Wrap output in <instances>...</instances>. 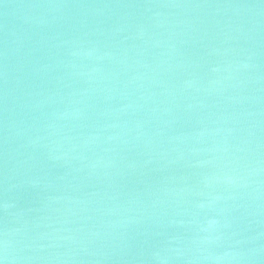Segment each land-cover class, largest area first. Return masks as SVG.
<instances>
[{"label":"water","instance_id":"95a60500","mask_svg":"<svg viewBox=\"0 0 264 264\" xmlns=\"http://www.w3.org/2000/svg\"><path fill=\"white\" fill-rule=\"evenodd\" d=\"M0 264H264V0H0Z\"/></svg>","mask_w":264,"mask_h":264},{"label":"clouds","instance_id":"9594fccd","mask_svg":"<svg viewBox=\"0 0 264 264\" xmlns=\"http://www.w3.org/2000/svg\"><path fill=\"white\" fill-rule=\"evenodd\" d=\"M212 223L214 224V223H215V221H212Z\"/></svg>","mask_w":264,"mask_h":264}]
</instances>
